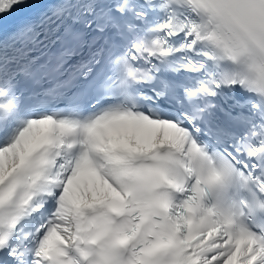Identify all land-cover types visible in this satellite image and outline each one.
I'll use <instances>...</instances> for the list:
<instances>
[{
	"label": "snow or ice",
	"instance_id": "obj_1",
	"mask_svg": "<svg viewBox=\"0 0 264 264\" xmlns=\"http://www.w3.org/2000/svg\"><path fill=\"white\" fill-rule=\"evenodd\" d=\"M0 264H264V0H0Z\"/></svg>",
	"mask_w": 264,
	"mask_h": 264
}]
</instances>
